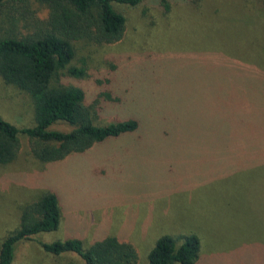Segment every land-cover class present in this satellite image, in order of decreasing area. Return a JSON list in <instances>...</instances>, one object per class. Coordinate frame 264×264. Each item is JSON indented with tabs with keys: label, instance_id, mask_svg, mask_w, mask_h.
<instances>
[{
	"label": "rangeland",
	"instance_id": "374dc122",
	"mask_svg": "<svg viewBox=\"0 0 264 264\" xmlns=\"http://www.w3.org/2000/svg\"><path fill=\"white\" fill-rule=\"evenodd\" d=\"M166 1L172 8L166 16L159 0L114 4L126 19L121 41L77 42L71 66L84 76L61 72L52 82L81 89L94 111L95 98L108 92L115 100L101 98L95 124L136 118L137 132L51 163L37 160L20 135L16 159L0 165V245L18 228L23 208L43 195H56L60 211L57 230L18 242L12 264H85L74 253L48 254L40 243L76 239L88 249L110 236L132 243L138 264H147L159 237L181 243L191 234L201 243L196 264H264V74L240 70L238 78L229 77L236 73L235 54L206 44L199 51L191 47L190 32L205 34L194 28L210 21L206 13L221 10L225 0H207L198 10L182 0ZM245 1L227 3L221 36L241 31L248 37L238 52L256 45L251 51L258 47L264 58V8L241 15L235 8ZM225 13L213 23H222ZM24 18L44 21L48 9L37 0H9L0 10V38L24 35ZM218 53L230 59L217 75L209 55L215 61ZM213 78H221L223 87L211 86ZM251 78L258 83L246 84ZM253 92L261 95L245 98ZM0 117L18 128L34 125L31 98L1 77ZM51 129L72 128L58 123Z\"/></svg>",
	"mask_w": 264,
	"mask_h": 264
},
{
	"label": "trees",
	"instance_id": "16d2710c",
	"mask_svg": "<svg viewBox=\"0 0 264 264\" xmlns=\"http://www.w3.org/2000/svg\"><path fill=\"white\" fill-rule=\"evenodd\" d=\"M8 1L0 0V10ZM37 1L48 9V18L44 21L24 18L27 29L24 35L17 36L12 32V35L0 38V77L6 84L28 94L34 109V125L30 128H18L0 117V165L10 164L16 159L20 149V135L29 139L31 153L37 160L51 163L62 161L73 153H84L94 145L110 139L133 134L141 128L140 121L136 118L98 126L93 116L95 112L96 118L99 107H102L99 106L101 98L111 102L115 100L108 92L104 91L95 98L94 111L92 106L86 105L85 94L81 89L53 85L52 82L61 72L74 78L83 77V69L71 66L76 56V43L104 46L121 41L126 30V19L115 10L114 4L134 7L143 0ZM159 1L164 16L171 13V4L166 0ZM229 1H224L221 10L217 8L206 13L211 19V24L208 21L205 25L200 23L194 28L196 32L205 31V34L193 33L194 30L190 32V45L196 51L203 50L202 46L206 44L209 48L220 47L223 49L221 51L226 50L227 54H235L231 64L236 73L233 72V76L229 74V77L238 78L240 70L264 74V66L261 65L264 64V58H258L262 53L258 47L256 51H251L256 45H248L240 53L237 50V45L245 43L247 35L244 36L238 31L234 32V35L228 33L226 37L221 36V31H225L226 17L231 7L227 4ZM182 2L198 10L206 5L207 0ZM242 4V7L235 8L241 15L243 11L258 12L264 8V0H247ZM222 10L226 11L223 22L213 23ZM219 37L236 44L229 45L223 40L217 41ZM209 38L211 39L208 42ZM210 43H213V46ZM219 54L215 61H212L209 55L211 68L217 75L221 69L219 67L224 66L230 59L226 53ZM238 54L241 59L237 57ZM194 58H199V55L195 53ZM256 81L258 80L247 79L246 84ZM210 85L222 88L224 84L221 78L218 81L213 78ZM260 95L253 92L245 98ZM175 122L181 126L180 121ZM58 123L67 124L72 129L67 132L51 129ZM182 125L185 126L186 123ZM186 130L190 131L192 127ZM225 148H230V145ZM59 220L57 197L52 193L26 205L21 211L18 228L7 235L0 245V264H12L14 248L18 242L32 240L39 233L57 230ZM40 247L53 256L74 253L85 264H138L139 261L132 243L112 236L94 242L88 249H84L82 243L76 239L50 244L40 243ZM200 251V239L195 234L184 237L181 243L174 237L164 235L154 243L147 256V264H196Z\"/></svg>",
	"mask_w": 264,
	"mask_h": 264
},
{
	"label": "crops",
	"instance_id": "0c3cea01",
	"mask_svg": "<svg viewBox=\"0 0 264 264\" xmlns=\"http://www.w3.org/2000/svg\"><path fill=\"white\" fill-rule=\"evenodd\" d=\"M91 149V148H90ZM88 151V150H87ZM43 250V249H42Z\"/></svg>",
	"mask_w": 264,
	"mask_h": 264
}]
</instances>
